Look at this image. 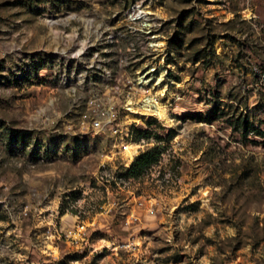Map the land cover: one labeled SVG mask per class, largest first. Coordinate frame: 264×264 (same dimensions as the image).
I'll return each mask as SVG.
<instances>
[{"label": "rangeland", "instance_id": "374dc122", "mask_svg": "<svg viewBox=\"0 0 264 264\" xmlns=\"http://www.w3.org/2000/svg\"><path fill=\"white\" fill-rule=\"evenodd\" d=\"M0 264H264V0H0Z\"/></svg>", "mask_w": 264, "mask_h": 264}, {"label": "built area", "instance_id": "2783aa9c", "mask_svg": "<svg viewBox=\"0 0 264 264\" xmlns=\"http://www.w3.org/2000/svg\"><path fill=\"white\" fill-rule=\"evenodd\" d=\"M130 100V99H129ZM90 106L91 112H84L82 114V122H87L90 126L94 128H115L117 126V122L115 121V110L113 104H109L108 107L99 106V102L95 100H90L88 102ZM128 103L125 105V109L132 112H137V109L128 108ZM108 116V119L105 121L104 116Z\"/></svg>", "mask_w": 264, "mask_h": 264}, {"label": "trees", "instance_id": "16d2710c", "mask_svg": "<svg viewBox=\"0 0 264 264\" xmlns=\"http://www.w3.org/2000/svg\"><path fill=\"white\" fill-rule=\"evenodd\" d=\"M143 133L149 134L148 130H144ZM156 140H161L159 136H156ZM160 154L159 143H153L148 148L138 152L130 163L124 167L123 175L126 177H137L143 173V171L152 163H155Z\"/></svg>", "mask_w": 264, "mask_h": 264}, {"label": "bare ground", "instance_id": "6f19581e", "mask_svg": "<svg viewBox=\"0 0 264 264\" xmlns=\"http://www.w3.org/2000/svg\"><path fill=\"white\" fill-rule=\"evenodd\" d=\"M137 105L147 116L153 115L160 121L170 124L171 119L168 109L165 105L155 102L152 96L142 98ZM138 147L133 143L127 144L124 149L126 157L130 159L136 153Z\"/></svg>", "mask_w": 264, "mask_h": 264}]
</instances>
